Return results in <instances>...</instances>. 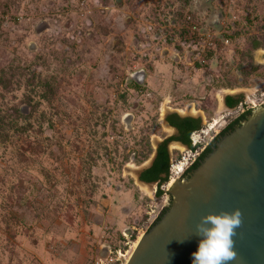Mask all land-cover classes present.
<instances>
[{
    "label": "rangeland",
    "instance_id": "1",
    "mask_svg": "<svg viewBox=\"0 0 264 264\" xmlns=\"http://www.w3.org/2000/svg\"><path fill=\"white\" fill-rule=\"evenodd\" d=\"M189 16L214 49L195 51ZM263 29L264 0H0V78L11 81L0 83V264L133 252L171 188L157 197L133 168L172 133L168 114L204 130L220 120L204 147L242 111L219 113L225 96L264 102V44L251 48ZM169 150L174 176L172 164L196 155Z\"/></svg>",
    "mask_w": 264,
    "mask_h": 264
},
{
    "label": "water",
    "instance_id": "2",
    "mask_svg": "<svg viewBox=\"0 0 264 264\" xmlns=\"http://www.w3.org/2000/svg\"><path fill=\"white\" fill-rule=\"evenodd\" d=\"M260 106L220 139L188 179L174 182L163 209L168 210L142 235L126 264H191L200 217L234 208L241 210L242 223L233 238L237 258L231 264H264V106ZM164 122L175 128L166 117ZM154 157L135 169L139 182L149 184L141 175Z\"/></svg>",
    "mask_w": 264,
    "mask_h": 264
},
{
    "label": "trees",
    "instance_id": "3",
    "mask_svg": "<svg viewBox=\"0 0 264 264\" xmlns=\"http://www.w3.org/2000/svg\"><path fill=\"white\" fill-rule=\"evenodd\" d=\"M262 37H263V41H261L258 37H255L253 39V41L251 42V48L253 50H257L260 47H262V45L264 44V29L262 30ZM0 83H2V85L4 87H9V85H11V81L10 80H4V78H0ZM45 85H48V82H45ZM44 85V86H45ZM41 86H43V84H41ZM49 93H51V90H49ZM48 95L44 96V98H47ZM32 99V98H31ZM241 102V99L236 98L235 96L232 95H228L226 97V105L230 108L236 107L237 105H239ZM29 103V97H28V102ZM32 103V101L30 102V104ZM18 113L21 112L20 109L17 110ZM167 121L170 123V125H172L173 127L177 128L179 130V134L177 136H171L167 139H165L160 146L157 149V155L155 157V160L153 162V165L148 168L147 170H145L142 175H141V180L144 182H148V183H158L159 185V189L156 192L157 197H160L164 194V191L160 189V187L164 184H166L169 180V175H170V152H169V143L171 141H179L181 143H183L184 145H186L189 149H194L193 145H192V141H191V135L193 132L200 130L201 129V119H197L194 117H180L179 114L175 113V114H171L169 116H167ZM246 119V118H245ZM17 118H15V120H11V125L14 127H19ZM239 125V124H238ZM0 128L2 129V131H7L5 126H4V119L0 118ZM22 129V128H21ZM25 128L23 127V130ZM0 137L2 138V140H7V138L9 137L8 134L4 135L3 132L1 133ZM148 144H150L148 142ZM214 148L208 147V149H206V151H204L202 153L201 156L198 157L197 162H195L193 165L190 166V169L188 170H192L194 171L199 165L200 163L204 160V158L213 151ZM153 152V149L148 148V152L145 154V160L150 158L151 154ZM168 210V208H166L162 215ZM162 215L159 217V219L162 217Z\"/></svg>",
    "mask_w": 264,
    "mask_h": 264
},
{
    "label": "clouds",
    "instance_id": "4",
    "mask_svg": "<svg viewBox=\"0 0 264 264\" xmlns=\"http://www.w3.org/2000/svg\"><path fill=\"white\" fill-rule=\"evenodd\" d=\"M242 223L239 208L208 212L196 223L194 234L199 238L191 264H231L237 258L236 230Z\"/></svg>",
    "mask_w": 264,
    "mask_h": 264
},
{
    "label": "built area",
    "instance_id": "5",
    "mask_svg": "<svg viewBox=\"0 0 264 264\" xmlns=\"http://www.w3.org/2000/svg\"><path fill=\"white\" fill-rule=\"evenodd\" d=\"M188 22L190 24V27L188 30L191 32L193 37H195L194 42L197 43L195 51H200V53H205L207 48L208 49H214L216 47L215 42H213V40H212L213 34L210 31L206 30L205 28L200 27L199 24L194 22L192 20V17H190V16L188 17ZM191 38H192V36H191ZM224 43L226 45L230 44V39L229 38L224 39ZM261 103L264 104V102H261ZM261 103H259L258 100H252V99L248 98L247 100L242 102L239 109L242 108V111L245 110L246 108L253 110L256 107L260 106ZM209 131H210V129H208V130L201 129L200 131L197 130V131L192 133L191 141H192V145H193L194 149H189V151L190 152H193V151L196 152L194 160L200 155V152L198 151V149H199V145L202 144V142L199 138L201 137L202 134H208ZM179 162H181V160ZM177 166H178V162L172 164V168H171V171H174L177 176H174L171 172L169 175V180L166 184H164V186L166 185L169 188L170 187L169 183L171 182L172 179L177 180L180 178L181 174L179 175L176 172ZM124 236L127 239V242H124V246H127L130 244V239L127 236V234H124ZM141 237H140V239H141ZM139 240L137 241V244H138ZM137 244H136V246H137ZM136 246H135V248H136ZM105 247H107L106 256L103 258H100L95 264H126L127 261L129 260L130 256H131L130 253L131 254L133 253V252H131L132 248H130V250L126 249L124 247H119V248L114 247L113 248L111 245H108Z\"/></svg>",
    "mask_w": 264,
    "mask_h": 264
},
{
    "label": "flooded vegetation",
    "instance_id": "6",
    "mask_svg": "<svg viewBox=\"0 0 264 264\" xmlns=\"http://www.w3.org/2000/svg\"><path fill=\"white\" fill-rule=\"evenodd\" d=\"M228 96V95H227ZM227 96H225V98H224V105H225V107L227 108V109H229V110H236L237 111V109H239V107H240V105L242 104V102H243V98L242 97H240V96H235L236 98H239V99H241V102H240V104L239 105H237L236 107H233V108H230V107H228L227 105H226V97ZM233 96V95H232ZM261 101H263V99H261ZM261 106L260 107H263L264 106V104H260ZM259 107V108H260ZM258 108H256V109H254V110H251V109H245V110H243V111H241L237 116H235L234 118H231V119H227V120H225L224 121V123L222 124V128L220 129V130H218L217 132H216V134L215 135H213V136H211V139H210V142H208L206 145H204V147H201V144L199 145V148H203L202 149V152L200 153V155L199 156H201L202 155V153L204 152V151H206V149H208V147H211V148H215L216 147V145H217V143L220 141V139L224 136V135H226L227 133H229V132H231V131H233L237 126H239L244 120H245V118H247L252 112H254L255 110H257ZM172 114V113H171ZM171 114H169V115H171ZM168 115V116H169ZM180 117H182V116H180ZM185 117H189V116H185ZM182 118H184V117H182ZM219 124H220V122H219ZM239 124V125H238ZM178 130V129H177ZM178 134H179V130H178ZM168 147H169V145H168ZM198 156V157H199ZM198 157L195 159V160H193V162L191 163V164H188V167L186 168V170H185V172L183 173V175L179 178V179H188L189 177H190V175L192 174V170H188V169H190V166L191 165H193L195 162H197V161H199L198 160ZM171 205V204H170ZM168 207H170V206H168Z\"/></svg>",
    "mask_w": 264,
    "mask_h": 264
},
{
    "label": "crops",
    "instance_id": "7",
    "mask_svg": "<svg viewBox=\"0 0 264 264\" xmlns=\"http://www.w3.org/2000/svg\"><path fill=\"white\" fill-rule=\"evenodd\" d=\"M233 96H235V95H233ZM225 98V97H224ZM224 109H225V105H224V103L223 102H221V105H220V107H219V113H222L223 111H224ZM194 110V109H193ZM195 111V110H194ZM169 115V114H168ZM167 115V116H168ZM167 116H166V118H167ZM167 120V119H166ZM168 122V121H167ZM170 124V123H169ZM172 126V125H171ZM165 127L167 128V129H169V130H171L172 131V133L169 135V136H167L165 139H167V138H169V137H171V136H177L178 135V130H177V128H170V126H168L166 123H165ZM164 139V140H165ZM164 140H160L159 141V143L161 144ZM160 144H159V146H160ZM172 144V146L175 148V149H180V150H182L183 149V147H185L186 145H184L183 143H181V142H179V141H171L170 143H169V146ZM156 146V145H155ZM158 146V147H159ZM158 147L156 146V151H155V153H154V155L153 156H155L156 157V155H157V149H158ZM187 147V146H186ZM188 148V147H187ZM169 152H170V150H169ZM156 154V155H155ZM153 156H152V158H153ZM155 157H154V160H155ZM151 158V159H152ZM154 160H153V162H154ZM153 165V164H152ZM151 165V166H152ZM150 166V167H151ZM149 167V168H150ZM136 169V168H135ZM135 169L133 168V171H135ZM148 169V168H147ZM147 169H145V170H147ZM144 170V171H145ZM143 171V172H144ZM156 183V182H155ZM155 183H149V184H145V183H141V187H142V185H148L149 187H151V184H155Z\"/></svg>",
    "mask_w": 264,
    "mask_h": 264
},
{
    "label": "bare ground",
    "instance_id": "8",
    "mask_svg": "<svg viewBox=\"0 0 264 264\" xmlns=\"http://www.w3.org/2000/svg\"><path fill=\"white\" fill-rule=\"evenodd\" d=\"M220 120L215 119L214 122L210 126V130L215 129L219 125ZM180 161V160H179ZM188 162V161H187ZM185 162L184 160H181V162H178V166L176 167V172L177 174H182L185 172L188 163ZM176 182V179H172L171 182L169 183V186L172 187V185ZM137 242L135 243L136 246Z\"/></svg>",
    "mask_w": 264,
    "mask_h": 264
}]
</instances>
